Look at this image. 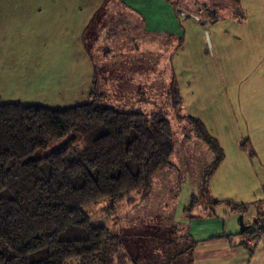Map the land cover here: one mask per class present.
<instances>
[{
	"label": "rangeland",
	"instance_id": "1",
	"mask_svg": "<svg viewBox=\"0 0 264 264\" xmlns=\"http://www.w3.org/2000/svg\"><path fill=\"white\" fill-rule=\"evenodd\" d=\"M172 1L187 13L181 39L146 36L117 0H0V103L63 109L94 88L103 94L100 106L160 113L172 129L169 166L148 192L131 195L133 205L106 199L90 206L92 220L120 236L126 264H196L224 255L183 245L188 218L213 205L220 234L252 245L250 259L235 247L240 264H264V234L239 233L240 216L245 226L264 222V0ZM189 116L224 153L204 186L214 155Z\"/></svg>",
	"mask_w": 264,
	"mask_h": 264
},
{
	"label": "trees",
	"instance_id": "2",
	"mask_svg": "<svg viewBox=\"0 0 264 264\" xmlns=\"http://www.w3.org/2000/svg\"><path fill=\"white\" fill-rule=\"evenodd\" d=\"M102 97L92 88L86 101L63 109L0 103V264L128 262L120 236L94 222L88 208L106 199L133 205L132 194L148 192L169 166L173 135L160 113L121 112L100 106ZM187 119L214 155L204 186L224 153L198 118ZM260 220L243 233L264 234ZM236 246L253 253L245 240Z\"/></svg>",
	"mask_w": 264,
	"mask_h": 264
},
{
	"label": "crops",
	"instance_id": "3",
	"mask_svg": "<svg viewBox=\"0 0 264 264\" xmlns=\"http://www.w3.org/2000/svg\"><path fill=\"white\" fill-rule=\"evenodd\" d=\"M117 1L124 7L123 9L127 11L128 14L136 18V20L140 24L139 27L141 28L143 33H146V36H149L150 32H169L174 34L177 39L182 38L184 29L181 24V19L186 16L187 13L183 10V8L178 7L174 1ZM229 209L232 210L231 207ZM215 210H217V207L213 205L206 206L203 215L192 216L188 218V235L190 236L191 241L195 242L192 249L193 252L198 250L199 248H203L205 251H211L213 249H222L224 251V255H214L206 259L197 258L196 264H223L222 261L226 262V264H240L239 259H241V257L239 256L240 254H237V250L235 249L237 244L235 242H232L233 240L231 234L226 235L224 234L225 232L220 234L223 225L220 222V218ZM239 233L241 232L239 231ZM243 249L245 251H248L245 248ZM200 252L201 251H199V253ZM194 253L196 254V252ZM247 253L250 259L252 255H250L249 252ZM220 259L222 261H220Z\"/></svg>",
	"mask_w": 264,
	"mask_h": 264
},
{
	"label": "water",
	"instance_id": "4",
	"mask_svg": "<svg viewBox=\"0 0 264 264\" xmlns=\"http://www.w3.org/2000/svg\"><path fill=\"white\" fill-rule=\"evenodd\" d=\"M239 223H240V232L243 233L244 231H246L247 229H249L250 226H245L243 223V219L242 216L239 217Z\"/></svg>",
	"mask_w": 264,
	"mask_h": 264
}]
</instances>
